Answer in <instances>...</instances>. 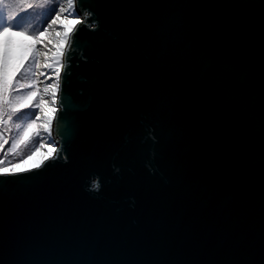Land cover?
I'll return each instance as SVG.
<instances>
[{"label": "water", "instance_id": "1", "mask_svg": "<svg viewBox=\"0 0 264 264\" xmlns=\"http://www.w3.org/2000/svg\"><path fill=\"white\" fill-rule=\"evenodd\" d=\"M55 152L0 173V264H264V0H74Z\"/></svg>", "mask_w": 264, "mask_h": 264}, {"label": "trees", "instance_id": "2", "mask_svg": "<svg viewBox=\"0 0 264 264\" xmlns=\"http://www.w3.org/2000/svg\"><path fill=\"white\" fill-rule=\"evenodd\" d=\"M46 1L43 9L45 10L43 11L44 14L41 15V19L38 21L39 23L42 22V26L35 27L33 32L30 33L31 36H37L38 32L41 31L45 25L46 20L52 17L56 12L57 4L52 0ZM24 11L25 9L21 10L18 15H23ZM4 18H6V16ZM2 19L3 18H0V28L6 25V19ZM12 23L13 27L16 28L18 25L22 26L26 24L27 21L23 18H19L15 19ZM21 30L24 31L23 28ZM31 36L21 37L23 42L31 43L33 40ZM26 37L30 38L26 39ZM5 39H10V37L4 35V38H0V58H3V47H1V44L5 42ZM26 59L27 58H25L19 65L15 66V69L18 66L22 67V71L19 80L17 81V88L13 89V99H15L16 95H27L31 92L30 89H25L28 82H33V79L31 80L28 74L29 66ZM1 60L2 59H0V63H2ZM10 64H14V61L9 52V65ZM15 69L8 68L7 76L11 77V79L15 75ZM9 71L10 74L8 75ZM33 101H25L26 106L19 112L0 110V170L9 169L19 162L24 161L35 152L38 147L39 134L34 127V116L38 112V100Z\"/></svg>", "mask_w": 264, "mask_h": 264}, {"label": "bare ground", "instance_id": "3", "mask_svg": "<svg viewBox=\"0 0 264 264\" xmlns=\"http://www.w3.org/2000/svg\"><path fill=\"white\" fill-rule=\"evenodd\" d=\"M70 2L68 1L69 6ZM71 11L73 8H63L59 12V19L53 20L48 27L46 33L48 36L43 39L42 55L39 62V70L41 71V81L44 88V94L41 101V112L38 115L39 127L42 136L40 145V153L32 155L27 161L18 165L14 172L25 171L38 166L45 159L52 156L55 152L54 138L52 136V120L57 111L56 94L58 88L59 77L62 70L63 51L67 44L69 33L72 28L80 22ZM44 34V33H43ZM12 173V172H10Z\"/></svg>", "mask_w": 264, "mask_h": 264}, {"label": "rangeland", "instance_id": "4", "mask_svg": "<svg viewBox=\"0 0 264 264\" xmlns=\"http://www.w3.org/2000/svg\"><path fill=\"white\" fill-rule=\"evenodd\" d=\"M55 4H57V12L56 14L59 12L60 8H59V1L58 0H52ZM64 1V0H63ZM8 2L11 4L12 6V10L15 11L17 14L20 13L21 10L25 9V11L23 12V15H17L16 19L19 18H23L27 21L26 24L24 25H18L16 26L17 29H24L25 32L27 33H31L33 32V29L35 27H41L42 26V22L39 23L38 21L41 19V15L44 14L43 10L45 3L47 2L46 0H8ZM67 1L64 2V4H66ZM63 7V6H62ZM42 11V12H40ZM6 12L7 9L5 8H0V18H3L2 20L6 19L4 18L6 16ZM51 18V17H50ZM56 18L59 19V14L57 15H53L52 18L49 20V18L46 20V24L43 27V30L45 33L48 29V24H51L53 22V20H55ZM53 19V20H52ZM58 19H56L55 21H57ZM80 19V18H79ZM46 28V29H45ZM37 36H43V34H41V32L38 33ZM0 38H4V35H0ZM30 38V37H29ZM26 37V39H29ZM10 40H11V44L9 46V52H10V56L13 58L14 64H10L8 68L10 69H15L16 65H19L25 58L28 66H29V76L31 78V80L33 79V82H28V86L25 87V89H30L31 92L28 93L27 95H30L33 97V100L36 101L38 100V108H39V104H40V85L42 87L41 84V71L39 70V62L41 55H42V51L41 48L43 47V39L39 42L32 40L31 43H26L23 42L21 35H11L10 36ZM30 45H36V55L32 56V48L29 47ZM1 47H3V52H4V43L1 44ZM3 57V56H2ZM29 57H31V59H29ZM3 59V58H0ZM2 61V60H1ZM10 74V71L8 72V75ZM7 78L9 80H11V77L7 76ZM39 94V95H37ZM32 100V101H33ZM33 101V102H34ZM38 123L39 120H37V116H34V127L35 129L38 131V147L36 149L35 152H33L27 159H25L24 161L19 162L18 164H16L15 166L6 169V170H0V173H10V172H14L17 170V167L19 164L27 161L32 155L39 154L40 153V145L42 143V136L41 133H39V128H38Z\"/></svg>", "mask_w": 264, "mask_h": 264}, {"label": "snow or ice", "instance_id": "5", "mask_svg": "<svg viewBox=\"0 0 264 264\" xmlns=\"http://www.w3.org/2000/svg\"><path fill=\"white\" fill-rule=\"evenodd\" d=\"M0 8L7 9L6 25L0 28V35H6L8 37H10L13 34L21 35V36H31L30 33L24 32L23 30L13 27L12 22L16 19L18 14L12 10V6L8 2V0H0ZM47 36L48 33H44L43 36H31V38L39 42ZM10 43H11L10 39H5L3 59H2V63H0V110L19 112L26 106L25 101L33 100V97L30 95H16L15 99H13V89L17 88V81L19 80L22 67L18 66L15 69V75L11 80L7 78V71L9 67ZM29 47L32 48V56H35L36 45H30ZM29 59H31V57H29Z\"/></svg>", "mask_w": 264, "mask_h": 264}, {"label": "built area", "instance_id": "6", "mask_svg": "<svg viewBox=\"0 0 264 264\" xmlns=\"http://www.w3.org/2000/svg\"><path fill=\"white\" fill-rule=\"evenodd\" d=\"M66 1H67L66 6L68 5V1H69L70 2L69 6L73 7V1L72 0H66ZM71 7H69V8H71ZM66 8L69 9L68 7H66Z\"/></svg>", "mask_w": 264, "mask_h": 264}]
</instances>
